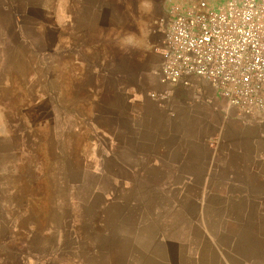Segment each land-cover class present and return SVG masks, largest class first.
Here are the masks:
<instances>
[{
  "label": "crops",
  "instance_id": "1",
  "mask_svg": "<svg viewBox=\"0 0 264 264\" xmlns=\"http://www.w3.org/2000/svg\"><path fill=\"white\" fill-rule=\"evenodd\" d=\"M165 2L0 0V32L11 18L16 32L59 33L92 79L85 125L79 107L54 137L32 117L0 133V243L21 240L4 254L14 264H264V120L196 76L167 102L150 97ZM5 144L27 154L34 185L5 171Z\"/></svg>",
  "mask_w": 264,
  "mask_h": 264
},
{
  "label": "built area",
  "instance_id": "2",
  "mask_svg": "<svg viewBox=\"0 0 264 264\" xmlns=\"http://www.w3.org/2000/svg\"><path fill=\"white\" fill-rule=\"evenodd\" d=\"M158 28L163 60L152 99L167 102L196 76L243 118L264 120V0H166Z\"/></svg>",
  "mask_w": 264,
  "mask_h": 264
},
{
  "label": "rangeland",
  "instance_id": "3",
  "mask_svg": "<svg viewBox=\"0 0 264 264\" xmlns=\"http://www.w3.org/2000/svg\"><path fill=\"white\" fill-rule=\"evenodd\" d=\"M208 1L216 6L223 4L226 0ZM11 23V18H7L6 21L4 18V31L0 32V133L11 136L16 126L26 128L30 125L32 117V119L49 121L51 137H54L53 129L58 126L57 122L66 114L74 115L75 110L80 109L79 107L84 112L82 120L85 125L86 121H89L87 115L91 110L90 101L93 99L91 92L87 90L92 79L89 76L87 80L85 78L81 80V72L85 71V66L77 65L71 60L75 57L74 50L63 48V44L59 43V33L53 30L46 33L16 32V26ZM98 56V53L94 55V57ZM76 75H79L77 82ZM101 85L103 88L106 81L101 82ZM159 87L158 82L157 88ZM76 89L82 90L83 96L75 97ZM67 121L73 122L74 119L69 118ZM38 126L42 129L41 131L49 130L47 124L41 123ZM23 132L26 133V130ZM8 147L12 148V151L3 158L5 171L22 172L21 182L26 185L29 181L34 185L33 172H27L29 166L27 154L21 150L18 154H14L12 145L3 146V148ZM84 162L83 160L85 169ZM61 164L62 162L58 161H47V166L53 170L52 172H62L64 167ZM77 164L78 161H68L67 168L74 169ZM0 200L4 202L1 196ZM0 213H2L0 215L2 220L4 216L2 207H0ZM23 222L26 223V219ZM8 230V226L0 225L2 234L7 235ZM3 242L0 243L2 247L0 264H14L15 257L6 258L4 254L9 248L18 245V242L21 243V240Z\"/></svg>",
  "mask_w": 264,
  "mask_h": 264
}]
</instances>
